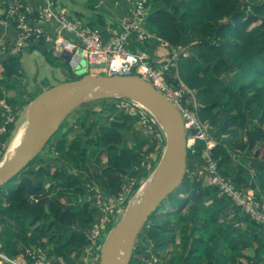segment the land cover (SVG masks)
Wrapping results in <instances>:
<instances>
[{
    "label": "trees",
    "instance_id": "trees-1",
    "mask_svg": "<svg viewBox=\"0 0 264 264\" xmlns=\"http://www.w3.org/2000/svg\"><path fill=\"white\" fill-rule=\"evenodd\" d=\"M151 3L146 19L148 30L170 46L189 52L187 58L180 56L178 60L180 75L196 92L198 117L211 125L216 140L210 150L211 159L223 179L243 190L247 186L242 176L245 170L237 159L250 157L256 176L260 171L264 173V0H151ZM34 43H30L32 48L37 47ZM133 45L129 48L134 51ZM43 52L45 56H55L50 51ZM63 61L70 69L68 60ZM4 72L8 77L22 76L18 55L4 62ZM5 100L8 105L13 102V98ZM140 118L138 113L121 109L120 116L107 123L77 122L83 133L73 138L67 136L73 129L68 125L50 146H45L47 151L43 149L8 184L1 186L0 252L10 258L22 256L27 264L34 261L29 252L45 264H84L80 258L86 253L91 243L89 233L98 222L94 215L99 207L93 198L102 193L97 189L112 192L114 197L129 196L154 167V163L147 167L149 155L159 156L162 152L157 148L162 130L155 121L149 119L153 128L149 140L131 134L132 126ZM6 120V115L0 112V127L4 128L0 133L3 142L0 161L16 131L17 116ZM233 127L243 129L244 138H234ZM90 145L99 149L95 151L97 159H104L100 172L90 173L84 165ZM203 148L204 144L199 142L193 152L188 151L187 162L193 158L202 165ZM69 167H75L76 171L71 172ZM122 186L129 188L128 195ZM215 191L213 185L203 191L200 182L189 185L186 172L178 190L161 203V207L168 204L169 211L160 212L158 206L143 227L144 259L133 252L129 264H148L144 249L151 243L162 246L174 242L173 227L179 225L184 209L194 226L182 228L180 251L174 250L170 264H217L212 254L219 247L226 250L227 264H242L238 257L243 255L241 249L246 244L232 234L239 230L224 220L217 222L216 217L224 219L226 211L233 213L231 220L238 224L249 222L248 229H258L252 240L263 248L264 227L252 221L240 207L230 205L229 199L214 197L211 204H202ZM180 192L185 196L179 197ZM205 211L209 213L204 215ZM172 244L174 249L178 247Z\"/></svg>",
    "mask_w": 264,
    "mask_h": 264
},
{
    "label": "built area",
    "instance_id": "built-area-1",
    "mask_svg": "<svg viewBox=\"0 0 264 264\" xmlns=\"http://www.w3.org/2000/svg\"><path fill=\"white\" fill-rule=\"evenodd\" d=\"M4 2L3 19L0 21L15 25L19 35V46H25L32 41L36 42L45 36L42 25L53 20L56 23V28H53L54 36L51 39L54 53L60 54L67 51L72 56H79L85 62L86 67H90V64H104L103 67L93 69L102 70L106 75H139L148 80L155 89L162 92L182 115L186 131L187 151L193 152L199 142L204 144L201 151L204 163L199 168L203 178L216 187L220 196L231 199L234 205L240 207L252 221L264 227V198L261 199L255 195L251 188L245 187L242 190L236 187L233 182L223 179L217 172L216 162L211 159L210 150L216 144L211 125L208 121H202L198 117L199 103L196 92L184 83L180 75L178 60L180 56L186 55L183 52L186 49L170 46L156 33L144 26L151 0L130 2L127 13L120 22L104 26L96 23L91 25L78 18L56 12L52 3L47 0L40 6L35 18L31 15V8L23 0H4ZM152 40L155 41V48H161L163 53L158 54L156 49L147 53H139L129 48L132 43L144 45ZM188 55L189 52L186 56ZM109 101H112L111 105L117 108L122 107L128 112L140 114L149 123L150 120L157 123L147 109L135 101L124 97L107 98V102ZM148 114H150V118ZM6 118V121L11 120L9 115H6ZM2 131L4 128L0 127V133ZM2 145L3 142L0 140V156ZM96 205L102 215L108 213L109 207L104 200H100L99 203L96 199ZM99 227L100 224H95L89 233L91 243L82 256V259L85 257L82 260L84 264H98L102 245L99 244L97 237ZM95 234L97 240L92 239ZM29 255L34 256L31 252ZM88 256H90L89 261H86ZM153 260L155 261L156 258L153 257ZM0 261L2 264H27L26 259L22 256L10 258L1 252ZM33 264H45V262L36 258Z\"/></svg>",
    "mask_w": 264,
    "mask_h": 264
},
{
    "label": "water",
    "instance_id": "water-1",
    "mask_svg": "<svg viewBox=\"0 0 264 264\" xmlns=\"http://www.w3.org/2000/svg\"><path fill=\"white\" fill-rule=\"evenodd\" d=\"M59 57L68 60L74 72L84 68L85 62L79 56L63 51ZM103 66L90 64L92 69ZM111 97H124L142 105L157 121L165 139L164 149L145 187L136 200H130L124 214L105 235L99 251L98 264H129L145 223L158 205L180 186L187 170L188 151L182 115L148 80L135 74L106 75L89 72L37 93L26 107L19 143L9 157L0 161V187L45 148L73 110L89 99ZM97 191L104 196L113 194L100 188Z\"/></svg>",
    "mask_w": 264,
    "mask_h": 264
},
{
    "label": "rangeland",
    "instance_id": "rangeland-1",
    "mask_svg": "<svg viewBox=\"0 0 264 264\" xmlns=\"http://www.w3.org/2000/svg\"><path fill=\"white\" fill-rule=\"evenodd\" d=\"M130 2L134 3V0H132ZM147 14H148V10L146 12V16H147ZM111 23H114L113 20H107L108 25ZM92 24L95 25V22H92ZM183 52L187 55L188 51L184 50ZM186 55H184V56L187 58ZM46 57H47L48 61L43 62L42 57L37 56V62H38L39 68H40L39 71H42L41 67H43L45 69V72H44L45 75L42 76V78L40 79V82H38L36 79H34V80L31 79L32 80L31 81V80H28L27 78H26L27 81L24 82V79H23L24 76H21L19 79L18 78L13 79L12 77L11 78L6 77L5 82L10 83V85H11L10 90L11 91L8 89L4 90L2 87H0V111H1L2 115H9L11 120H13L14 117L17 116V120L15 122V125H16L15 129H17L20 125H22L23 122L25 123V110H26V107H27L29 101L31 100V98L33 96H35L37 93L44 90L45 87L48 88V87H51V86L56 85L58 83L72 80L75 78V76H80L83 73H89L92 71H94L92 73H95V74H101V73L104 74V71H102V70L92 69L90 67L86 68L85 65H83L84 68L82 70H80L78 72H74L71 70V68L69 69L67 67V65L62 63V61L59 58H57L55 56H46ZM82 62L84 63L83 60H82ZM27 65H30V64H27ZM25 72H26V74H24V75L26 77L27 76L30 77V75L32 74V72L28 69V66L25 67ZM46 73H48V74L46 75ZM20 82H21V84H19ZM47 85H49V86H47ZM27 94H28V96L26 97ZM7 98H13L12 105L7 104V102L5 100ZM110 102H112V101L107 102V99H100V98L87 100L85 103L81 104L79 107H77L75 110H73L63 120L62 124L55 131L54 135L48 141L47 144L50 146L51 143L54 142L53 138H55V136L63 134L65 132V129L68 127V125H71V127H73V129L69 134H67V136L70 138H73V136L75 134L83 133L82 129L77 128L78 123L88 124V123H91L92 121L95 120L96 125H98L101 123H107L114 118H118L120 116V110L121 109L125 110V108H122V107L117 108V107L111 105ZM80 110H82V111L88 110V111H92V112L87 113V115L85 117H81V118L77 119V117H79V115L81 114ZM75 120L78 123L75 122ZM152 130H153V128H152L151 123H149L145 117H141L138 121H136L135 125L132 126L131 134L136 138L147 141V140H149V137H150V134L152 133ZM13 136H14V134H13ZM13 136H12L11 140L13 139ZM158 138L159 139H158V143H157V148H159V149H161V151H163L164 145H165L164 144L165 139H164L163 132H162V137L159 136ZM11 140L7 146V149L5 150V152L3 154L2 159H4L8 153L9 146L11 145V142H12ZM129 142L131 143L130 140H129ZM89 147H90V149H89ZM88 149H89V153H88L89 155L86 157V160L84 163L85 167L88 169V171L90 173L100 172L102 169V164H103L104 159H103V157H100L101 159H97V156L95 155V151H98L99 149H97L94 145L88 146ZM45 151H47V150H45ZM160 155L159 156H156L155 154L149 155V164L147 165V167L151 163H154V167H153L152 171L154 170L155 166L157 165V162L159 161ZM190 160L191 161L188 162L189 165H188V171H187V177H188L189 185H192V183L200 182V188L203 191L207 188L208 185H211V184H210V182L205 180L203 178V176L201 175L200 170H199L201 164L198 162V160H196V162H194V163H193V158H191ZM236 161L238 163V159ZM191 162L194 164V166L191 164ZM243 165H244V170L247 172V170H248L247 169V167H248L247 163L244 162ZM202 166H203V163H202ZM69 170L71 172L76 171L75 167H73V168L69 167ZM152 171L150 172V174L152 173ZM245 171L243 173H245ZM217 172L219 173L218 167H217ZM249 172H250V175H252V177L255 176L253 171L251 172L249 170ZM150 174L148 175V177L143 182H141L139 187L137 189H135L134 193L131 192V194L127 197L122 196L123 194H119L117 197H114L112 194H110L109 196H104L103 194H101V195L97 194L95 196V199L93 198V200L98 199L99 203H100V200H104L105 204L109 207V210H107L108 213L106 215H102L100 210L98 212L96 211L95 215H94L95 219L98 221L97 224H100V227L98 228V235H97L98 242L100 245L103 243L105 235L110 230V228L124 214L125 210L129 206L130 200H136L139 197L141 190L145 187V185H146V183L150 177ZM246 182H247V186H246L247 188L253 189L255 195L259 196L261 199L264 198L262 195L259 194V192H260L259 187H261V185H259V183L256 182L254 178H252ZM44 185L46 187V186H48V183H45ZM122 188L125 189V193L128 195V192H130L129 188H126L125 186H122ZM178 188L176 190H178ZM176 190H174L171 194L176 192ZM198 191H199V189H198ZM86 196H87V194L84 195V197H86ZM184 196H185L184 193H182V192L179 193V197H184ZM214 197L223 198L222 196L219 195V193L217 191H215L214 195L212 197L207 196L206 198H204L202 200V204H204V205L211 204L212 201L213 202L215 201ZM89 198L92 199L91 197H89ZM87 199H88V196H87ZM190 201H192V199H190L188 202H190ZM228 202H230L229 203L230 205L234 204L231 199H229ZM161 203L158 205L161 208L159 211L160 212L169 211L168 204H165L164 207H161L162 206ZM221 205L222 204H220V206ZM205 212L206 213H203L204 215H207V213H209L207 211H205ZM185 216H186V219L184 218ZM231 216H233V215L229 214L227 216V218L229 219ZM181 217L182 218L177 223L179 225L177 227H173L174 234H175L174 243H176V244H178L179 242L181 243V241L179 239H181L183 237V234L181 233L182 228L188 227L189 224L191 227L194 226L193 223L189 220V215L185 213V209L182 210ZM216 218H219L217 220V222L222 221L221 216H217ZM196 219H198V217H196ZM172 225H174V224H172ZM239 225L242 226L241 224H238V223L234 222L233 220H231V222H230L231 227H238ZM189 229H191V228H189ZM199 232H203V231L200 229ZM259 232L261 233V231H259ZM198 233H197V235H198ZM235 234H240V231L238 233L234 232L233 236ZM206 235H207V233H206ZM95 236H96V234L93 236V238H92L93 240H97V239H95ZM237 238H241V239H237L239 241H242V239H243V237H239V236H237ZM141 239H143V235L141 236V232H140L138 235V239L136 240V244H135V248H134L135 251L133 250V252L137 258H140L143 260L144 258L141 257L142 256L141 255V251H142V245H141L142 240ZM19 246H21V243L19 244ZM172 248L173 247H172L171 241H169L165 250L161 251L162 253H153V255H151L149 257V259L147 260V263L148 264H150V263L170 264L171 262H169V261L171 259L170 256L172 254ZM246 249L247 248L241 249L242 253L245 252ZM144 250L148 251L149 249L146 250V248H145ZM256 250H257V253H256L257 262H256V264H262V262L264 261V258H262L260 261L258 260L260 248L257 245H256ZM156 251H158V250H156ZM137 252H138V254H137ZM149 252H152V251H149ZM252 255H248L249 259H250L248 261H245L244 259H240V260L242 262H244V264H251V263H253L252 258L254 256V255L253 256ZM163 256H165V257H163ZM30 257L34 260L36 259L35 255L34 256L30 255ZM89 257L90 256H88V260H86V261H89ZM153 257L156 258L155 261L153 260ZM84 258L85 257H83V259ZM80 259L83 260L82 257ZM0 264H2L1 261H0Z\"/></svg>",
    "mask_w": 264,
    "mask_h": 264
},
{
    "label": "crops",
    "instance_id": "crops-1",
    "mask_svg": "<svg viewBox=\"0 0 264 264\" xmlns=\"http://www.w3.org/2000/svg\"><path fill=\"white\" fill-rule=\"evenodd\" d=\"M32 10V17H37V11L40 9V6L43 5L44 3H46V0H23ZM50 3H52V5L54 6V10L56 12H60L62 14H66L72 17H78V19L82 20L83 22L86 23H92L95 22L97 23H104L105 25L107 24V20H113L114 23L120 22L123 17L125 16V14L127 13V8L129 6L130 1L132 0H47ZM4 9H5V2L4 0H0V20L3 19V13H4ZM152 9V3H150L149 8H148V14L150 13ZM147 14V16H148ZM146 16V19H147ZM100 17V19H99ZM147 29L150 28L149 24L147 23V21H145V25H144ZM43 30H44V34L45 36H42L40 39L36 40V42L34 43V45H37V47L35 46L34 48L31 47V45L33 44H27L25 46H19V35L18 32L15 28V25L12 23H2L0 21V44H1V48H0V87H2L4 90L11 89V85L8 82H5V78L8 77L6 76L5 72H4V62L7 61V59L12 56V55H18L19 56V61H20V72L22 73L24 82L27 81L26 78L28 80H34L36 79L38 82H40V79L42 78L43 75H45V69L43 67L42 71H39V65L37 62V56L42 57V61L43 62H47V58L43 52V50H47L50 51L53 55L57 56L62 63H64V59H62L61 57H59V54L54 53L52 51L53 47H52V41L51 39L54 36V30L53 28H56V23L51 20L45 24L42 25ZM155 41L152 40L150 43H145L144 45L142 44H134V51L136 52H144L147 53L148 51H153L156 49L157 53H163V50H161V48H155L156 45H154ZM139 47V48H138ZM140 49V50H139ZM167 51V50H166ZM30 64V65H27ZM28 66V69L32 72V74L30 75V77H26L24 74H26L25 72V67ZM37 72V73H36ZM36 73V74H35ZM48 73H46L47 75ZM10 78L12 77L13 79L15 78H20V75H10ZM31 80V81H32ZM21 84V82L19 83ZM49 86V85H47ZM46 88V87H45ZM11 91V90H10ZM28 96V94L26 95V97ZM12 105V104H11ZM81 114L79 115V117H77V119L81 118V117H85L87 115L86 110H80ZM1 112V111H0ZM76 121V120H75ZM102 121V120H101ZM77 122V121H76ZM233 137L234 138H244V133L245 131L243 129L237 128V127H233ZM238 161H240V163L244 164V162L247 163V173L245 171V173L242 174L243 178L245 179V181H249L250 179L254 178L256 182L259 183V185H261V187H259L260 192L259 194L262 195L264 197V173L262 171H260V173L256 176V171L254 170V168L252 167V165L250 164V157H248L247 159H238ZM242 161V162H241ZM190 162V161H189ZM196 162L195 160H193V163ZM188 163V162H187ZM191 162V164L194 166ZM249 170L252 172H254L255 176L252 177V175H250ZM231 207V206H230ZM227 215L226 217L222 220L226 221L227 223L231 222V218L232 216L228 219L227 216L229 214L233 215V213L231 211H226ZM235 222V221H234ZM237 223V222H236ZM246 223V224H245ZM245 223H239L242 226H238L235 227L236 230L238 229L240 231L241 237H243L242 242L246 244V246L244 248H247L245 252L241 253L243 254L242 256L238 257L239 261H241L240 259H244L245 261L250 260L248 255H252L253 256V263L251 264H256L257 262V256H256V245L258 246V243H256L255 241L252 240V236L253 234H256L257 232V228L255 226V228L257 230L252 231L251 229H248V226H250L249 222H245ZM251 227V226H250ZM143 229L141 230L142 233ZM239 231H236L237 233ZM263 234V229L260 230ZM235 232V233H236ZM233 234V233H232ZM261 235V233H259ZM243 235V236H242ZM235 237H237V234L234 235ZM264 238V236H261ZM141 238V237H140ZM241 239V238H239ZM181 241V239H179ZM174 242H171V244ZM168 244V243H167ZM167 244L162 245V246H155L153 243H151L150 247H146V250L149 249L148 251H146L148 253V259L151 255H153V253H162L161 251H164L165 248L167 247ZM174 245H177L178 247L176 249H174L173 244H172V254L174 252V250L180 251V245L181 243L179 242L178 244L174 243ZM242 248V249H244ZM204 247L201 248V250H203ZM158 250V251H156ZM152 251V252H149ZM213 250L211 249V252ZM214 254H212V256L217 260V264H227L228 260L225 257V253L226 250L223 247H219L217 249H215V251H213ZM171 254V256H172ZM170 256V258H171ZM165 257V256H163ZM259 261L264 258V247L260 248V252H259ZM167 260V259H166ZM204 260V257H203ZM206 261V260H205ZM242 264H244V262L241 261ZM262 264H264V261L262 262Z\"/></svg>",
    "mask_w": 264,
    "mask_h": 264
},
{
    "label": "bare ground",
    "instance_id": "bare-ground-1",
    "mask_svg": "<svg viewBox=\"0 0 264 264\" xmlns=\"http://www.w3.org/2000/svg\"><path fill=\"white\" fill-rule=\"evenodd\" d=\"M23 126H24V122L22 123V125H20V126L16 129V131H15V133H14V136H13V139L11 140L12 142H11V145L9 146L8 153H7V155L5 156L6 158L9 157V156L13 153L15 147H16L17 144L19 143V140L21 139L22 134H23V128H24Z\"/></svg>",
    "mask_w": 264,
    "mask_h": 264
}]
</instances>
